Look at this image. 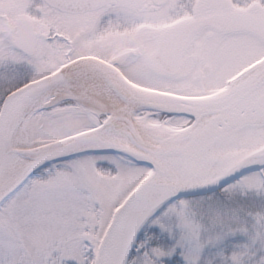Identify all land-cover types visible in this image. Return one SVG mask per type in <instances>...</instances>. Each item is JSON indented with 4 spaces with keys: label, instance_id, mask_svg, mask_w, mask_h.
I'll return each instance as SVG.
<instances>
[{
    "label": "snow or ice",
    "instance_id": "1",
    "mask_svg": "<svg viewBox=\"0 0 264 264\" xmlns=\"http://www.w3.org/2000/svg\"><path fill=\"white\" fill-rule=\"evenodd\" d=\"M0 264H264V0H0Z\"/></svg>",
    "mask_w": 264,
    "mask_h": 264
}]
</instances>
